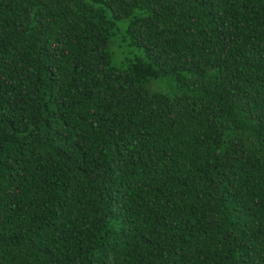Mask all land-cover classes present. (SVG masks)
<instances>
[{
    "label": "trees",
    "instance_id": "1",
    "mask_svg": "<svg viewBox=\"0 0 264 264\" xmlns=\"http://www.w3.org/2000/svg\"><path fill=\"white\" fill-rule=\"evenodd\" d=\"M0 264H264V0H0Z\"/></svg>",
    "mask_w": 264,
    "mask_h": 264
}]
</instances>
